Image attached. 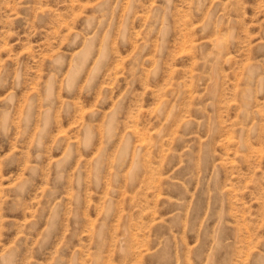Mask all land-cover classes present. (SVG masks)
Segmentation results:
<instances>
[{
  "label": "rangeland",
  "instance_id": "rangeland-1",
  "mask_svg": "<svg viewBox=\"0 0 264 264\" xmlns=\"http://www.w3.org/2000/svg\"><path fill=\"white\" fill-rule=\"evenodd\" d=\"M0 264H264V0H0Z\"/></svg>",
  "mask_w": 264,
  "mask_h": 264
}]
</instances>
